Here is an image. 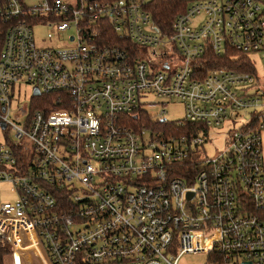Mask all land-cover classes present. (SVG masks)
<instances>
[{"label":"built area","instance_id":"built-area-1","mask_svg":"<svg viewBox=\"0 0 264 264\" xmlns=\"http://www.w3.org/2000/svg\"><path fill=\"white\" fill-rule=\"evenodd\" d=\"M150 1L0 0V130L13 134L0 140L13 193L0 198V242L21 264H178L199 252L264 264V76L249 56L264 62V0H185L168 28ZM37 25L68 39L39 46ZM210 52L248 57L256 72L207 68ZM156 98L181 100L185 116L150 114ZM247 109L224 151L203 156ZM143 114L180 125H139Z\"/></svg>","mask_w":264,"mask_h":264},{"label":"rangeland","instance_id":"rangeland-1","mask_svg":"<svg viewBox=\"0 0 264 264\" xmlns=\"http://www.w3.org/2000/svg\"><path fill=\"white\" fill-rule=\"evenodd\" d=\"M24 2L27 5H39L43 2V0H24ZM204 18V14H200L197 17L194 18V21H198L200 19ZM50 27L45 25H37L35 27V39L39 46L43 47H52L57 45H62L64 42L68 39V34L65 33L61 39L57 37V40L50 41L47 39V32L50 30ZM251 59L256 63V66L258 68L259 75L264 76V62L261 59V56L259 53L254 52L249 54ZM150 57V55H148ZM33 93V86L32 85H26L24 87V96L22 95V98L20 99L21 102H25L29 100V97ZM165 103V106L163 104ZM155 105L154 106H144L146 110L150 112V114L154 113H160L162 109H166L167 113L165 116L169 120H178L185 116L184 113V103L181 102V100L178 99H172L168 100L165 98H156L155 99ZM21 105V104H20ZM19 105V106H20ZM9 119L21 124L22 121L25 119V114L19 109L18 104H15L13 102L11 111L9 113ZM251 118V110H242L238 112L237 117L231 116L230 119H228L226 122H224V126L220 128H215L213 130V134L210 137L208 143L205 145V152L202 153L205 157H215L220 152L224 151L226 147V140L228 138V130L229 127L232 125H243V123H248ZM8 134L13 135L12 131L7 129L6 132H1L0 130V140H3L4 135ZM12 191H11V185L8 183H2L0 184V198L2 200H12ZM7 246L10 249V253L7 254L4 258V264H16L14 259V250L12 246L7 243ZM22 264H26L25 260L23 259ZM178 264H220L218 262H214L212 260H209V254L204 252L199 253H187L184 254L178 261Z\"/></svg>","mask_w":264,"mask_h":264},{"label":"trees","instance_id":"trees-1","mask_svg":"<svg viewBox=\"0 0 264 264\" xmlns=\"http://www.w3.org/2000/svg\"><path fill=\"white\" fill-rule=\"evenodd\" d=\"M188 2L185 0H152L149 3L148 9L152 12L154 20L162 27L168 28L171 26L173 20L180 13L186 11ZM1 23V22H0ZM4 28L0 24V45L2 43V38L4 37ZM234 54V53H233ZM209 60L206 65L207 68L215 67H227V68H238L249 70L251 72H256L252 62L248 57L236 56L233 58L230 55L218 56L210 52L208 56ZM239 66H241L239 68ZM38 98V97H35ZM34 108V106H33ZM139 125H180L176 121H167L163 119L154 120L150 115L143 114L142 119L138 120ZM184 125H199L197 123L185 122ZM10 253V249L7 244L0 242V264H4V258L7 254ZM209 260L212 258L209 256Z\"/></svg>","mask_w":264,"mask_h":264},{"label":"water","instance_id":"water-1","mask_svg":"<svg viewBox=\"0 0 264 264\" xmlns=\"http://www.w3.org/2000/svg\"><path fill=\"white\" fill-rule=\"evenodd\" d=\"M34 93L35 94H38L39 93V88L38 87H35ZM14 259H15V263L16 264H21L20 258H19V255L18 254L14 253ZM243 264H251V263L250 262H244Z\"/></svg>","mask_w":264,"mask_h":264},{"label":"crops","instance_id":"crops-1","mask_svg":"<svg viewBox=\"0 0 264 264\" xmlns=\"http://www.w3.org/2000/svg\"><path fill=\"white\" fill-rule=\"evenodd\" d=\"M262 141H263V153H264V132L262 133Z\"/></svg>","mask_w":264,"mask_h":264}]
</instances>
